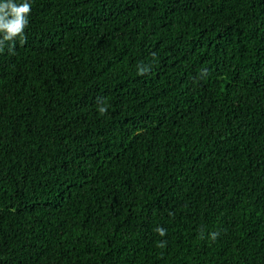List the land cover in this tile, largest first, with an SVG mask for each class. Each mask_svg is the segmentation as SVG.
<instances>
[{
	"label": "trees",
	"instance_id": "16d2710c",
	"mask_svg": "<svg viewBox=\"0 0 264 264\" xmlns=\"http://www.w3.org/2000/svg\"><path fill=\"white\" fill-rule=\"evenodd\" d=\"M28 2L0 264H264V0Z\"/></svg>",
	"mask_w": 264,
	"mask_h": 264
},
{
	"label": "clouds",
	"instance_id": "9594fccd",
	"mask_svg": "<svg viewBox=\"0 0 264 264\" xmlns=\"http://www.w3.org/2000/svg\"><path fill=\"white\" fill-rule=\"evenodd\" d=\"M31 11V5L28 0L17 5L14 0H5L0 3V51L3 50L5 42L14 43L15 39L19 37L21 42L25 39L24 30L28 25V15ZM105 109L101 108L103 112ZM156 231L159 235L164 236L166 230L157 227ZM216 233L211 234V239L215 240ZM160 247H164V243L160 244Z\"/></svg>",
	"mask_w": 264,
	"mask_h": 264
}]
</instances>
